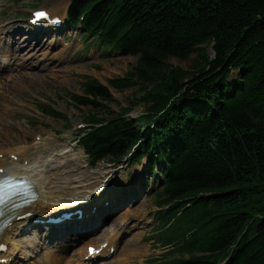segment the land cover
Returning <instances> with one entry per match:
<instances>
[{
	"label": "trees",
	"instance_id": "obj_1",
	"mask_svg": "<svg viewBox=\"0 0 264 264\" xmlns=\"http://www.w3.org/2000/svg\"><path fill=\"white\" fill-rule=\"evenodd\" d=\"M82 15L86 36L138 63L72 95L92 123L81 143L92 162L161 167L165 264H264V0H72L69 20ZM193 53L191 70L169 62ZM134 86L141 115L102 116L111 87Z\"/></svg>",
	"mask_w": 264,
	"mask_h": 264
},
{
	"label": "rangeland",
	"instance_id": "obj_2",
	"mask_svg": "<svg viewBox=\"0 0 264 264\" xmlns=\"http://www.w3.org/2000/svg\"><path fill=\"white\" fill-rule=\"evenodd\" d=\"M42 3L52 4L51 0H42ZM10 2L13 6L9 8L6 3ZM68 5L70 0L65 1ZM38 0H25L17 3L14 0H0V36L10 39V34H5L3 26L10 23L14 26L12 29H18L19 38L26 33V22L22 19L15 17L21 15V9L24 6H36ZM66 6V5H65ZM66 12V11H65ZM27 13V12H26ZM3 28V29H2ZM10 32V31H7ZM6 32V33H7ZM83 33L78 28H69L60 33V36L50 33L44 35L46 45L49 47L48 53L52 56L50 62L58 64V68L62 71L49 74L48 78L43 79L37 85H32L27 90L26 98H22L13 90L2 92L0 96L1 112L8 113L12 107L18 104L23 106L18 110L15 116L9 118L14 123V135L9 138L7 136V127L0 124V136H4V142L0 144L3 151L11 150L14 148H29L33 145V140L40 136V134L51 133L59 138L60 145H50L49 148L43 149L40 154L42 158L51 159L56 161H70L65 167V171L69 172L71 179L68 180L69 188L77 187L80 190L86 189L85 187H96L99 183L106 181L108 189L117 186L121 190V197H129L134 199L137 192H141V197L138 200L136 197L129 205L124 206L123 209L115 212L111 218H108L101 224V230L96 234L82 238L73 248L77 252V256H73V261L80 260L78 250L85 244L94 241H101L99 236L104 233L105 228H113L116 225L118 218L128 215L130 224L126 226L125 232L127 235L123 239L121 246L112 261L107 264H151L153 257H159L164 251L157 247V230L154 214L158 210L155 203L154 188L157 186V176L150 173V163L143 159L140 163L128 165V163L116 166L107 161H100L95 167H88L85 159L87 155L81 146L76 142V135L78 134L77 126L84 121V116L89 108L85 106H77L71 98L73 93H81L83 91V83L85 75H91L99 79L103 84L109 85V80L116 77L124 76L128 71L133 70L138 63V57L133 55H121L120 53L99 50L94 46L88 49L90 39L82 36ZM0 46H7L6 44ZM207 49V53L213 56V43H205L202 45ZM29 52V51H28ZM8 55L3 53L2 56ZM197 53H193L188 59L170 58L169 62L175 66H181L184 69H192V64L197 58ZM44 61H39V65L44 64ZM42 63V64H41ZM9 66V65H8ZM10 67V66H9ZM38 68V67H37ZM37 68L33 69L36 70ZM54 74H57L55 76ZM238 72H235L237 76ZM53 75L55 77H53ZM5 76H9L8 72ZM236 76L234 77L236 79ZM38 83V82H37ZM11 87L15 83H10ZM27 89V85H26ZM15 95H14V94ZM141 95L138 86L130 87L125 90H117L111 87V99L103 101L101 108L105 112L104 117H110L111 114L116 115L122 107H129L134 105L131 116H137L145 109L144 105L134 102ZM14 98V100H13ZM47 103L57 109L65 118H52L44 115L40 111V103ZM66 122L69 127H67ZM24 134H30L28 139H23ZM39 153V152H38ZM36 153L35 155H39ZM3 154V156H1ZM4 152L0 154V158L4 157ZM61 154V155H60ZM51 155V157H49ZM59 165V164H58ZM86 175V177L84 176ZM108 176V177H107ZM105 177V178H104ZM76 178L75 181H73ZM67 182V181H66ZM137 183V184H136ZM82 187V188H81ZM143 187V189H142ZM144 195V196H143ZM130 201V200H129ZM140 214V221L134 222V214ZM131 227V228H130ZM41 230L33 228L31 233L37 235ZM103 231V232H102ZM21 236L17 239H26V236ZM71 243L69 239H57L55 243H49L51 248L56 251L63 249V245ZM24 245V244H23ZM23 250L27 253L21 255L18 264H36L40 258H44L45 263L49 264L46 259V253L43 248L37 251L25 246ZM83 254V252L81 253ZM48 258V257H47ZM129 260L124 262L123 260ZM72 261V262H73Z\"/></svg>",
	"mask_w": 264,
	"mask_h": 264
},
{
	"label": "bare ground",
	"instance_id": "obj_3",
	"mask_svg": "<svg viewBox=\"0 0 264 264\" xmlns=\"http://www.w3.org/2000/svg\"><path fill=\"white\" fill-rule=\"evenodd\" d=\"M65 1L67 0H55L56 7H54L53 9L61 7L66 3ZM12 27V24H7L5 26V29H11ZM42 34L44 33H39V35ZM40 38L35 37L34 34L21 36L19 38V36L14 33L12 37L8 39V47L0 48V51L4 50L5 53H9L7 57L0 56V60L6 62L10 66H4L3 68V71H5V73L8 72L9 75L8 79L5 78L4 83H2L3 88L6 91L9 92V89H11L17 94L21 95L22 98H26L27 90H29L32 85L39 84L40 81L48 78L50 73L53 74L57 73L58 71H62L57 67L58 64L50 62L52 56L48 53L49 47L46 45L44 38H42L41 40ZM5 42L6 38L0 36V44H4ZM40 60L44 61V64L41 63L42 65H39L38 63ZM35 68L37 69L33 71V69ZM3 71L0 72V83L2 82L1 79L5 74ZM54 75L57 76V74ZM54 75L53 77H55ZM9 82H14L15 86L10 88L11 84H9ZM18 106L19 107L15 105L11 108V110H9L10 112L2 113L0 115V124L3 127H7V136L9 138L13 137L15 128L13 121L9 118V115L12 113L10 116H15L19 112L18 110L23 106V103L18 104ZM1 108L2 106L0 105V112ZM42 113L44 114V111ZM29 136L30 134H24L23 139H28ZM40 136L41 140H33L34 142L31 148L17 147L11 150L9 149L7 150L8 152L4 151L6 152L5 156L3 158H0V168H6L7 172H15L20 176L27 175L32 180L35 191L37 192L35 200L30 203L29 207H26L21 211H16V209L11 207V204L6 208V211L8 213L3 216L2 219L9 220V222L7 224V227L2 231V234L0 235V242H4V244L7 246L9 244V251L7 253H0V260L12 259L17 250L21 251V255H24V253L28 254L27 250H23V247L27 246L35 251H37L39 247L43 248L45 250L46 256L48 257H46V259L48 260L46 262H48L49 264H71L73 256H76V252L75 250H73V244L68 245L64 250H61L58 253L56 252L55 248L48 247L49 240L54 242L55 239L66 237L65 235L68 233L67 230L64 232H59L61 233V235L58 236L57 228L55 229L57 231L45 232L44 230H42L36 236L30 235L25 240L17 239V236H15L14 233V231H16L20 225L24 224L23 222L17 220L16 217L19 214L30 211L36 213L37 215L43 216L52 211H57L58 209L69 210V208H72L71 206H68L69 203H77L83 205L82 202H86V200H84L85 198L94 195L93 189L88 191H81L77 188L70 191L68 190V184L66 181L71 176H69L70 174L64 169L66 167L67 161H60L58 165V161L55 164L54 158H52L51 160L40 159L38 161H35V157L34 159L31 157L32 155L41 152V150L45 148L44 146L49 144V141L55 139L54 133H44L40 134ZM4 139L5 137L1 135L0 144L1 142H4ZM2 151L3 150L0 148V152ZM11 154L18 155L19 160L15 161L11 159ZM27 159H30L28 165L25 164V160ZM113 189L114 188H112L111 190ZM106 197L108 196L104 197L105 200ZM117 210H120V208ZM127 217L128 215H124L121 218H118L116 223L118 224L119 219H125ZM63 229H65V227H63ZM92 233L94 232H90L89 234ZM79 239H81V236H76L75 241ZM44 260V258H40L36 264H47ZM17 262L18 261L15 260L13 264H18Z\"/></svg>",
	"mask_w": 264,
	"mask_h": 264
},
{
	"label": "snow or ice",
	"instance_id": "obj_4",
	"mask_svg": "<svg viewBox=\"0 0 264 264\" xmlns=\"http://www.w3.org/2000/svg\"><path fill=\"white\" fill-rule=\"evenodd\" d=\"M36 16V18H44L47 16V13L45 12H37L34 14ZM3 169H0V172H2ZM11 179V178H9ZM11 187V185H7L6 182H0V203H3L4 202V188L5 187ZM90 251H95V249H90Z\"/></svg>",
	"mask_w": 264,
	"mask_h": 264
}]
</instances>
